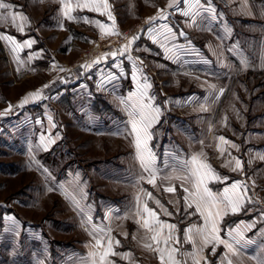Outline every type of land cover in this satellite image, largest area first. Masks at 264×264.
<instances>
[{
  "label": "rangeland",
  "instance_id": "374dc122",
  "mask_svg": "<svg viewBox=\"0 0 264 264\" xmlns=\"http://www.w3.org/2000/svg\"><path fill=\"white\" fill-rule=\"evenodd\" d=\"M0 2L13 6L0 9V13L26 17L16 21L23 24V32L8 17L0 20V33L12 35L20 43L36 41L31 48L13 53L11 45L0 40V112L9 104L13 108L11 114L0 118V264H87L90 245L95 243L90 234L94 229H110L119 241L113 250L124 253L120 251L132 249L130 237L136 232L143 238L146 235L142 218L135 215L138 195L147 199L160 220L177 226L175 235L180 243L175 246L181 252L193 250L192 243L184 241V230L203 221L198 214H186L182 181L158 178L155 187L146 181L137 183L141 170L132 137L116 134L125 131L132 104L129 94L139 87L130 78L133 63L139 68L137 80L143 75L151 83L152 103L162 112L151 129L150 142L159 157L158 166L164 161L176 165L203 153L202 159L221 177H228L227 185L233 181L247 184L251 202L246 200L239 212L226 215L221 228H240L252 241L231 257L233 264H257L253 257L264 253V0H212L216 15L223 13L219 22H205L200 16L186 18L168 8L169 0H108L121 31L135 26L144 31L131 49L139 60L125 59L119 70L111 67L112 62L99 66L105 75L109 71L128 75H119L102 89L97 87L100 73L96 67L81 84L65 86L23 108L18 105L25 96L43 90L88 47L114 35L98 40L93 32L96 26L81 18L96 20L94 17L102 15L76 9L72 15L77 19L69 20L63 16L61 0ZM161 9L168 15L163 23L176 33L169 46H182L176 59H167L146 34V21ZM181 29L186 38L179 37ZM30 53L39 57L29 60ZM245 59L247 67L242 64ZM221 88L224 92L216 99ZM49 117L56 127L50 126ZM37 119L41 123H36ZM42 132L46 140L59 134L47 150L40 144ZM221 136L238 149L219 141ZM218 145L224 148L223 155ZM233 158L242 161V171H232ZM166 174L179 173L163 169L161 175ZM226 184L212 182L209 187L219 192ZM168 186H175V192H166ZM141 189L151 192L171 215ZM109 210L111 215L105 220ZM5 216H14L18 223L5 220ZM253 222L254 227L248 229L247 224ZM152 234L148 232L147 237ZM212 247H205L202 255L207 264H220L225 249L220 245L213 255ZM143 248L141 258L153 264L150 258H155L156 252ZM125 253L124 259L132 261V253ZM186 264H192L190 258Z\"/></svg>",
  "mask_w": 264,
  "mask_h": 264
},
{
  "label": "snow or ice",
  "instance_id": "6c2138e0",
  "mask_svg": "<svg viewBox=\"0 0 264 264\" xmlns=\"http://www.w3.org/2000/svg\"><path fill=\"white\" fill-rule=\"evenodd\" d=\"M61 2L63 16L67 19H77L72 15L76 9H87L90 12H96L99 15L106 16L110 23L90 20L87 16L81 18L85 23H91L98 27L102 36L120 35L116 28V20L111 12V5L108 0H75L74 4L73 0H61ZM181 3H183L184 7H180ZM193 5L196 6L195 10H192ZM11 7L13 6L0 2V9H8ZM168 8L176 13L182 14L186 18L190 15L193 19L200 16L205 22L208 20L219 22L223 16V13H220L219 16L216 15V9L212 4V0H206V2L203 3L202 0H169ZM8 17H11L12 23L17 27L18 31H24L23 24L16 23L17 18L21 21L26 19L22 13L9 12L6 15L0 13V20H6ZM167 19L168 15L161 9L157 16L150 17L146 21V24L149 25L146 29V34L153 44L159 45L163 53L166 54V58L171 60L178 58V50L182 46L175 43L169 46V42L176 36V33L167 23H163V21ZM157 21H161V23L154 27L153 25H155ZM59 26L63 28L62 23ZM142 35H144L143 30L141 33L133 35L131 39L126 38L127 43L123 44L121 47L103 53L101 56L97 57L95 61L87 65H81V68L86 67L91 71L95 66L107 65L108 58L111 57L113 61L111 67L119 70L125 59L129 62L139 60L138 57L132 56L131 49L132 46L141 39ZM179 37L186 38V34L182 29L179 31ZM0 40L5 41L6 44H10L13 53L24 48H31L32 45L36 43L34 39H28L20 43L17 42L12 35H7L5 33H0ZM190 43L189 41V44ZM138 50L139 49H137V51ZM147 50L151 51V49ZM229 51H232V49H229ZM159 54L160 53H157V55ZM34 55L37 58L39 57L38 53H30L28 59L31 60ZM117 59H119V63H116ZM140 63H142V61H140ZM242 64L244 67H247L249 62L245 59L242 60ZM53 67H56V65H53ZM132 68L133 71L131 72L130 78L133 80L134 84H139V87L136 91L129 94V99L132 101V104L128 110L129 120L126 123L125 131L116 134L132 137L135 159L139 162L141 170L136 177V182L146 181L148 184L155 187L158 178L166 181H171L173 179L182 181L181 188L185 193L184 202L186 214L189 216L198 214L203 221L202 224L193 223L185 228L184 241L186 243L191 242L193 250L191 252H181L180 248L175 246L180 243L175 235L177 226L160 220L156 211L148 207L147 199L142 200L138 195L135 198V215L142 218L143 223L141 227L153 233L151 240L156 244L153 251L158 253L160 264H186L188 258L191 259L192 264H200L201 260H204L205 264H207V258L202 255L204 248L212 244V254L215 255L216 248L223 245L225 251L220 255V264H233L231 257L238 255L239 252L246 249L247 245L252 243V241L245 238L244 232L240 228H221V223L224 217L229 213L235 214L239 212L246 200L251 202L250 198L247 197V184L242 181H233L230 185H227L226 182L228 177H221L206 160L202 159L203 153L193 154L190 158L178 161L176 165L164 161L161 162L162 167L158 166L157 161L159 157L156 155L155 150L150 147V142L153 139L151 129L159 122V117L162 115V112L158 105L152 103L155 96L149 94V89L152 85L148 82V78L141 75L140 80H137L139 73L138 65L133 63ZM61 71H63V69H61ZM97 72L100 73L97 80V87L102 89H106L107 85L118 80L119 75H128L127 73H120L118 75L116 72L112 71H109L107 75H105L104 70L100 67H97ZM66 82L67 81L63 79L61 80V83ZM49 86L50 85L45 84L43 87L48 88ZM215 87V85H209V88L214 89ZM223 92L224 89L221 88L216 99H218L219 95H222ZM43 99H46V97H44L42 90H37L25 96L20 101L18 107L23 108L30 102L34 103ZM12 112V105L9 104L6 110L0 112V118L8 116ZM48 119L50 126L56 127L51 117ZM36 123L39 124L41 121L37 119ZM55 138H59L58 133ZM55 138L49 136L46 140L45 133L42 132L39 137L40 144L47 150L50 145L55 142ZM218 140L223 144H231V147L238 149L237 145L227 141L223 136L218 137ZM218 148L221 155H223L224 148L219 145ZM165 155L167 156V153H165ZM233 159L235 160V167L232 168V171H242V161L238 158ZM163 169H170L172 173L178 172L179 174L161 175ZM45 171H47V169H45ZM212 182H222L225 183L226 186L221 191L216 192L209 187V184ZM164 190L169 193H174L176 189L175 186H168ZM141 191L144 192L148 199L155 200L151 192H147L144 189H141ZM155 203L165 214L171 215V213H168L167 210L163 208L159 200H155ZM193 207L195 209L193 212H187V209ZM110 215L111 210L105 214L104 219H108ZM261 218L264 219V214H262ZM4 219L11 220L14 224L18 223L14 216H5ZM87 219L91 220L92 218L88 217ZM137 223L140 224V220H137ZM246 227L251 229L254 227V222L247 224ZM222 231L224 232L223 237L220 235ZM110 232V229L107 231L104 229H94L93 233H90L93 235L95 243L90 245L91 250L87 256V264H114V261L109 259L110 256L119 255L121 258H124V254L117 253L113 250L114 243L118 245L119 241L115 240ZM145 247L152 248V245L146 244ZM178 255L183 259H178ZM253 258L257 260V264H264V253Z\"/></svg>",
  "mask_w": 264,
  "mask_h": 264
},
{
  "label": "built area",
  "instance_id": "2783aa9c",
  "mask_svg": "<svg viewBox=\"0 0 264 264\" xmlns=\"http://www.w3.org/2000/svg\"><path fill=\"white\" fill-rule=\"evenodd\" d=\"M141 31L142 26H135L131 29L119 32L120 35H114L113 37L105 39L103 42L94 43V45L88 47L81 54L77 62L63 68V71L59 72V74L49 84L50 86L48 88H43V95L48 96L65 86H71L82 82L85 76L88 74L89 70L86 67L81 68V65H87L95 61L96 58L101 56L103 53L110 52L121 47L123 44L127 43V39H131L133 35H137L141 33ZM139 41L140 39L136 43H139ZM111 62L113 61L111 57H109L107 65H98L93 68L99 66L107 67ZM62 79L67 82L61 83Z\"/></svg>",
  "mask_w": 264,
  "mask_h": 264
},
{
  "label": "crops",
  "instance_id": "0c3cea01",
  "mask_svg": "<svg viewBox=\"0 0 264 264\" xmlns=\"http://www.w3.org/2000/svg\"><path fill=\"white\" fill-rule=\"evenodd\" d=\"M89 13V11L87 10V15H89L88 14ZM93 13V12H92ZM94 13H96V12H94ZM92 16V15H91ZM94 16V15H93ZM96 20H99V18H100V20L99 21H102V22H105V23H110L108 20H107V17L106 16H101V17H99V16H96V17H94ZM116 28H117V30L120 32L121 31V29H119L120 28V25H119V22L118 21H116ZM93 32H95V36L98 38V40H100L101 38H104V37H106V36H108V35H104V36H102L101 35V32H100V30L98 29V27H96V28H94L93 29ZM94 36V35H93ZM97 40V41H98ZM116 63H117V61H116ZM113 64V62L111 63V65ZM110 65V66H111ZM82 83V82H81ZM80 83V84H81ZM78 85V84H77ZM140 224H141V222H140ZM143 228V227H142ZM144 233L143 234H146L145 235V238H143V236H141L142 234H138V232H136V234H134L133 235V237H130V241H132V244H133V247H132V249L131 248H126L125 250H122V251H120V252H124V253H121V254H127L128 255V253H125L126 251H128V252H131L132 254H131V257H132V261H131V259L130 260H126V259H124V258H121V256H119V255H116V256H110L109 257V259H111L112 261H114V264H148L146 261H144V259H142L141 257H142V254L144 253L143 251H144V246L146 245V244H151L152 245V248H147V247H145L146 249H147V251L148 250H153L155 247H156V244L151 240V238H148L147 237V233H148V230L147 229H145L144 231H143ZM150 233V232H149ZM153 235V234H152ZM188 243V242H187ZM189 243H191V242H189ZM143 246V247H142ZM114 250H116L115 248H114ZM130 257V258H131ZM149 261V260H148ZM150 261H153V264H160V260H159V256H158V253H156V257L154 258V257H152V260H151V258H150ZM149 264H151V262H149Z\"/></svg>",
  "mask_w": 264,
  "mask_h": 264
}]
</instances>
